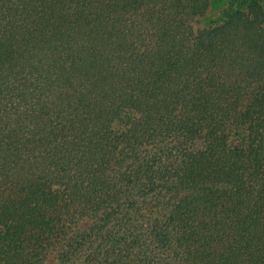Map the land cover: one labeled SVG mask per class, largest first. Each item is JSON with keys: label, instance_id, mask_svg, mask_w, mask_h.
<instances>
[{"label": "trees", "instance_id": "trees-1", "mask_svg": "<svg viewBox=\"0 0 264 264\" xmlns=\"http://www.w3.org/2000/svg\"><path fill=\"white\" fill-rule=\"evenodd\" d=\"M210 4L0 0V264H264V0Z\"/></svg>", "mask_w": 264, "mask_h": 264}, {"label": "rangeland", "instance_id": "rangeland-1", "mask_svg": "<svg viewBox=\"0 0 264 264\" xmlns=\"http://www.w3.org/2000/svg\"><path fill=\"white\" fill-rule=\"evenodd\" d=\"M210 1L211 4L208 11L204 15L198 16L192 21L195 29L207 28L220 24L224 19L225 12L229 8L231 0ZM92 223L93 221L91 219H84L80 221L76 229L78 232L83 233L85 230H88L91 225H93ZM59 253L60 247H55L53 250H51L45 264H62L59 259Z\"/></svg>", "mask_w": 264, "mask_h": 264}]
</instances>
